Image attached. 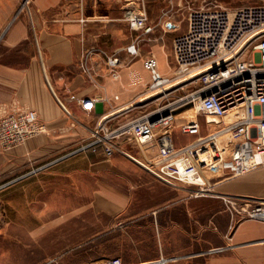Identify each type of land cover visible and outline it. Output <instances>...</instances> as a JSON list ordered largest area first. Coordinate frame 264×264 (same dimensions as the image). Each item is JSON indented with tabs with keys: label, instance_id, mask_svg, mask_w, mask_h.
I'll return each instance as SVG.
<instances>
[{
	"label": "crops",
	"instance_id": "crops-1",
	"mask_svg": "<svg viewBox=\"0 0 264 264\" xmlns=\"http://www.w3.org/2000/svg\"><path fill=\"white\" fill-rule=\"evenodd\" d=\"M102 1L106 2L34 0L28 13L24 8L20 9L23 0H0V114L34 108L46 126L45 132L29 138L25 143L11 150L0 149V176L11 171L21 174V171L34 165L49 167L51 174L59 173L63 178L70 175L71 166L76 170L94 169L104 179H98L101 185L94 187L88 206L100 212L119 213L129 207V189L112 182L111 178L107 179L106 175L110 177L129 167V160L122 153H116L111 158H92L86 151L79 154L73 152L87 139L85 130L80 131L84 139L70 150L73 133L69 128L73 123H84L83 118H92L96 122L105 115H119L121 112L115 113L116 110L135 103L148 93L143 83L135 85L133 82L135 62L122 69L119 81L108 72L104 56L115 54L121 62H125L130 56L126 48L134 38L128 39L125 34L119 36L118 42L108 43L103 35L115 33L120 25L116 21L126 20L121 18L118 9L111 6L102 9ZM89 5L92 7L89 8ZM83 50L91 52L90 61L98 69V83L95 85L73 82L75 77L71 71L77 67ZM151 53L154 54V51L145 52L148 55ZM99 93L104 94L107 100L98 99ZM115 95L119 98H114ZM86 98L94 100L92 110L82 106L81 102ZM63 105L73 112L74 119L65 114ZM185 110L186 107L178 109L179 117L173 131L181 128L180 124L190 118L198 119L193 115L186 118L183 115ZM191 140L193 138L176 143L182 145ZM85 158L90 162L82 163ZM212 187L215 193L202 195L196 200L190 195L169 204L149 206L148 214L155 213L156 216L158 234H162V227L166 228V224L159 219L161 213L177 205L175 207H180L181 219L176 215L179 211L172 208L173 216L166 223H173L174 228L179 226L181 234L188 236L189 245L194 246L190 255L209 254L224 245L228 252L215 254L212 264H264V220L244 218L237 223L230 222L232 212L226 198L233 196L240 201L248 199L255 202L264 200V164L240 175L228 174ZM199 241L207 245L198 248ZM158 263L143 261L136 264Z\"/></svg>",
	"mask_w": 264,
	"mask_h": 264
},
{
	"label": "built area",
	"instance_id": "built-area-1",
	"mask_svg": "<svg viewBox=\"0 0 264 264\" xmlns=\"http://www.w3.org/2000/svg\"><path fill=\"white\" fill-rule=\"evenodd\" d=\"M123 19L142 35L155 32L156 24L144 0H126ZM187 20V30L174 37L177 65L173 76L161 70L155 55L144 57V66L150 73L147 95L159 93L152 98L160 102L151 111L127 120H117V114L101 117L89 138L73 152L89 151L104 158L116 153L128 155L163 182L187 188L193 196H202L215 193L209 172L240 175L264 164V3L228 7L210 2L190 7ZM140 37L127 46L130 55L140 54ZM148 39L153 37L149 35ZM90 55V51L83 50L80 59L98 83ZM106 62L112 76L119 78L120 57L108 55ZM187 85H191L189 90H185ZM82 102L86 108L95 103L91 98ZM127 106L125 110H130L134 103ZM183 107L184 114L195 109L186 118L198 113L221 122L211 124L204 132L198 119L184 121L181 131L194 137L177 145L173 128L179 117L177 111ZM45 131L46 126L34 108L0 114L2 149L19 146ZM131 146L138 148L137 154ZM232 197L226 198L233 215L236 211L264 220V200L250 205ZM83 264L125 263L115 256Z\"/></svg>",
	"mask_w": 264,
	"mask_h": 264
},
{
	"label": "rangeland",
	"instance_id": "rangeland-1",
	"mask_svg": "<svg viewBox=\"0 0 264 264\" xmlns=\"http://www.w3.org/2000/svg\"><path fill=\"white\" fill-rule=\"evenodd\" d=\"M33 1L28 0L26 3L23 0L24 4L20 9L24 8L29 13ZM144 1L150 18L154 19L151 20L156 24L153 34L142 35L140 31L132 30L128 23L126 24L127 21L122 20L116 21L120 25H118L115 33H108L103 36L107 37V41L110 43L118 42L121 35L126 34L128 39L137 38L138 35H141L139 38L140 54L130 55L125 62L120 63L117 69L121 73L122 69L135 62L133 64V82L135 85L143 83L147 88L150 84V73L144 66V57L148 55L145 52L153 50L154 54H151L158 58L160 68L165 74L173 76L177 65L174 55V37L187 30V16L190 7H199L210 2H218L228 7L264 3V0ZM125 3L126 0H106V2H101V8L107 9L108 6H111V8L118 9L122 18L123 12L121 10ZM90 7L92 5H89ZM149 35L153 39L149 40ZM157 44H160L161 47H158ZM104 57V64L112 76L106 62L107 56ZM139 59L142 60L138 61ZM90 65L94 67V73L98 74L96 64L91 62ZM95 74L94 77L97 78ZM71 75L75 77L73 78L75 83L89 84L90 86L97 84L93 76L87 73L82 66L81 59L77 67L71 71ZM143 77L145 78L143 79ZM114 79L119 81L120 77ZM191 85H187L185 90H189ZM156 96L158 95H153L147 100L139 99L130 110L127 109L119 113L118 119L127 120L146 110L151 111L160 102L156 98H152ZM97 98L107 100V97L102 93H99ZM81 104L86 110H92L95 107L86 108L83 102ZM63 110L67 116L74 119L71 115L73 112L64 107ZM197 116L204 127V131L213 121L216 123L218 121L216 117L194 114V117ZM82 121L87 126L76 121L69 128L70 133H73L70 150L84 139L80 136V131L85 130L88 134L85 137L88 139L97 123L92 118H83ZM174 137L178 143H182L192 139L194 135L182 133L181 128L177 127L174 131ZM130 149L134 154H137L138 148L131 146ZM86 152L92 158L98 156L92 152ZM79 153H83V151L76 154ZM121 155L129 160V167L121 169L118 174L110 175V177L106 175L107 179L111 178L112 182H117L122 187L125 186L129 189L131 196L129 207L119 213L100 212L88 206V202L94 195V187L101 185L98 179H104L94 169L92 171L88 169L76 170L72 169L71 166L70 175L63 178L59 173L51 174L49 167L34 165L21 171V174L17 171H11L1 175L0 264H83L98 258L115 256L121 257L125 264H136L143 261L160 262L158 264H212V257L215 254L222 255L228 252L229 249L223 245L209 254L190 255L192 254L190 250L194 246L189 245L188 236L181 234L178 229L179 226L174 228L173 223H166L172 218L171 210L175 208V211H179L176 214L178 219H181V210L180 207H175L177 205H173L168 208L169 210L166 209L164 213H161L159 219L162 220L163 224H166V228L162 227V234H158L156 216L155 213L148 214L149 206L169 204L174 200L189 197L191 191L163 182L141 163L128 155ZM143 156L145 157V155ZM144 157L143 159L148 163L151 162L150 158ZM87 161L89 160L85 158L82 163H87ZM219 172H209L211 186L228 175ZM197 198L202 197L193 196V199L196 200ZM244 202L250 203V205L257 203L252 200L240 201L239 203L243 204ZM243 214L235 211L234 215L231 214L230 222L237 223L248 218L246 214L244 216ZM205 245H207L205 242L199 241L198 248L205 247ZM223 264L237 263L225 262Z\"/></svg>",
	"mask_w": 264,
	"mask_h": 264
},
{
	"label": "bare ground",
	"instance_id": "bare-ground-1",
	"mask_svg": "<svg viewBox=\"0 0 264 264\" xmlns=\"http://www.w3.org/2000/svg\"><path fill=\"white\" fill-rule=\"evenodd\" d=\"M159 93H157V94H155V95H158ZM147 96V95H146ZM146 96H144V97H142V99L143 100H147V99H149L151 96H153V95H150V96H148V97H146ZM126 108H128V106H125V107H123V108H120V109H118V110H116L115 111V113L116 112H121V111H123V110H125ZM192 112H193V110H192ZM191 111L189 112V113H192Z\"/></svg>",
	"mask_w": 264,
	"mask_h": 264
}]
</instances>
